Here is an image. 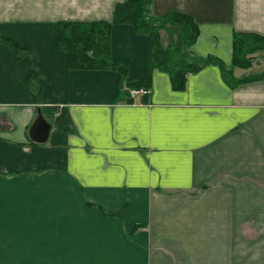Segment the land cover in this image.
<instances>
[{"label":"crops","instance_id":"0c3cea01","mask_svg":"<svg viewBox=\"0 0 264 264\" xmlns=\"http://www.w3.org/2000/svg\"><path fill=\"white\" fill-rule=\"evenodd\" d=\"M124 2L0 0V264H264V78L241 82L264 74V49L234 65L237 34L264 39V0H153L150 16L198 25L193 57L231 72L208 65L183 89L150 73L131 24L111 35L127 81L69 68L59 23L111 22Z\"/></svg>","mask_w":264,"mask_h":264},{"label":"trees","instance_id":"16d2710c","mask_svg":"<svg viewBox=\"0 0 264 264\" xmlns=\"http://www.w3.org/2000/svg\"><path fill=\"white\" fill-rule=\"evenodd\" d=\"M153 0H126L115 8L111 22H60L58 25L57 47L67 53L68 66L71 69H109L116 70L121 81H127L128 67L114 63L111 59L112 29L118 24H131L137 34L149 37V70L154 69L169 73L176 89L186 86L187 76L197 73L202 68L219 64L224 67L227 78L231 72L223 63L214 57L204 59L193 57L190 47L199 38V28L194 20L184 14L171 12L164 17L150 16L149 6ZM179 28V30H178ZM167 30L171 45L164 47L160 32ZM179 33L181 44H175L174 37ZM14 46L12 43H10ZM264 49V39L253 34H237L235 36L234 65L244 66L246 53ZM264 74L241 80V82L260 80ZM148 84H136L140 88Z\"/></svg>","mask_w":264,"mask_h":264},{"label":"water","instance_id":"95a60500","mask_svg":"<svg viewBox=\"0 0 264 264\" xmlns=\"http://www.w3.org/2000/svg\"><path fill=\"white\" fill-rule=\"evenodd\" d=\"M51 129L52 125L45 120L41 110H39L30 128L29 136L32 141L38 144H44L49 139Z\"/></svg>","mask_w":264,"mask_h":264},{"label":"built area","instance_id":"2783aa9c","mask_svg":"<svg viewBox=\"0 0 264 264\" xmlns=\"http://www.w3.org/2000/svg\"><path fill=\"white\" fill-rule=\"evenodd\" d=\"M139 93H141V94H147L148 93V91H145V90H143V91H137V90H132L131 91V96L132 97H135L137 94H139Z\"/></svg>","mask_w":264,"mask_h":264}]
</instances>
